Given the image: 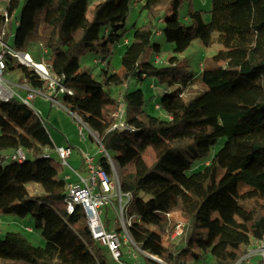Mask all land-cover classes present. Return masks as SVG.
I'll use <instances>...</instances> for the list:
<instances>
[{
	"label": "trees",
	"instance_id": "1",
	"mask_svg": "<svg viewBox=\"0 0 264 264\" xmlns=\"http://www.w3.org/2000/svg\"><path fill=\"white\" fill-rule=\"evenodd\" d=\"M133 1L92 6L91 0H8L0 28L8 43L15 20L12 45L64 75L74 90L61 94L66 107L78 111L113 152L121 190L132 194L127 211L134 216L133 244L167 264H198L209 256L211 264H235L264 240V0H211L210 22L202 10L190 8V25L180 16L182 0H144L147 20L132 27L123 70L109 73L108 57L125 33L120 29ZM168 6L170 14H162ZM160 31L175 53L195 39L207 47L221 45L202 62L206 89L195 97L182 95L195 74L179 65L177 56L155 63L160 45L153 36ZM88 51L103 60L107 84L122 85L117 96L82 68L80 57ZM6 60L7 69H19L31 87L48 86L35 69L12 56ZM147 76L160 86L164 117L144 108L142 88L130 89L129 79ZM120 97L133 130L111 129ZM221 137L226 141L211 156ZM54 145L45 120L30 105L16 95L0 99V155L18 147L27 152L22 162L0 161V213L32 215L45 239L41 246L20 231L0 234V264H119L107 246L92 240L82 210L67 211L64 166L46 151ZM201 158L205 163L193 169ZM99 162L112 172L105 154ZM29 182L43 191L30 192ZM177 211L188 219L187 238L172 246L165 240L174 223L167 213Z\"/></svg>",
	"mask_w": 264,
	"mask_h": 264
},
{
	"label": "rangeland",
	"instance_id": "2",
	"mask_svg": "<svg viewBox=\"0 0 264 264\" xmlns=\"http://www.w3.org/2000/svg\"><path fill=\"white\" fill-rule=\"evenodd\" d=\"M100 2L102 0H91V5H94L97 2ZM144 3V0H135L132 2V8L126 18L124 26L120 29V32L125 31L124 35L121 36V39L119 42H117L114 47L112 48V53H110L108 57L109 61V73L118 71L121 72L123 70L122 66V56L123 52L126 47L125 40L126 39H132L133 36V25L137 24L143 25L146 20V14L147 11L142 9V4ZM7 0H0V12H4L3 9L7 7ZM193 8L196 10H202L203 12V18L205 22H210L211 20V0H182V5L180 7V16L185 22L186 25H190L191 21L188 18V12L189 9ZM170 10L169 8L164 7L162 14ZM15 20L12 22V29H15ZM166 24V20L163 17L159 21V27L162 29L164 28ZM106 28L103 27L101 33H106ZM156 33L153 36V42L158 43L160 45V50L157 53L160 58L163 60L161 63L166 64L167 60L173 56L178 57V63L179 65H186L192 73L195 74L194 80L191 82V84L187 87L184 93V97L186 99H190L198 95L199 93L203 92L206 89V85L204 84L201 76V66L202 62L207 56H211L214 54L221 45L217 42L213 43L211 46L207 47L203 44V42L200 39H195L191 45L182 53H175L173 46L174 44L171 42H168L165 38V35L163 32ZM216 35V33H215ZM13 40V39H12ZM13 41L9 43V45H12ZM153 53L151 56V59L155 56ZM98 53L96 51H88L87 53L81 55L80 61L83 69H86L88 71H91L95 78L102 82L105 86V89L112 95L117 96L120 89L122 88V85H116V84H107V77L104 70L106 67L104 65H101V63L96 64V61L94 60L96 57H98ZM34 58L38 60L35 56ZM16 62V59L13 60ZM103 62V60H101ZM32 66V65H31ZM33 67V66H32ZM14 71V72H13ZM20 72L19 69H6L4 78L6 79L5 86L10 91H13L14 89L11 87V83L7 80L8 77L16 76V74ZM130 81V89L134 88H142L145 94V105L144 108H146L149 112L152 114L165 116L164 111L162 109L156 108V104L160 103L162 94L158 89H155L152 87V85L158 84L157 79L153 76H147L145 78L139 79V78H131ZM47 88V87H46ZM27 93V92H26ZM25 95V94H24ZM37 98L31 99V105L32 107L38 111V113L41 115V117L45 120L46 126L48 128V131L53 139V142L56 146L60 145H66L73 143L75 148H73V156L69 159V163L73 167H78L79 159L81 158L83 160L82 154L83 153H90L93 156H96L99 158L102 156V153L98 152V144L95 142V140L90 136L91 133L89 129L85 128V132L87 135V139L84 140L79 135V121L75 117L74 112H71L65 105L63 99L61 98L59 101H52L50 99H46L43 95H41L40 92L36 93ZM78 112V111H77ZM226 141L225 137H221L218 142L213 146L211 156L218 151ZM5 154L9 155L11 153L10 150H5ZM50 152L53 155V158L55 160H58L56 156V151L51 149ZM113 154V152H111ZM111 154V155H112ZM206 161V158L198 159L194 162L193 169L199 168L202 164H204ZM117 172H119L118 168L115 169ZM191 171V170H190ZM63 173L66 174H72V170L64 166L63 167ZM86 175V173H84ZM28 189L32 193H39L43 191V188L40 184H37L36 182H29L27 185ZM105 212L102 215V219L105 223V225L109 228H113L115 226H118L116 223L118 220L120 221L119 214L112 208V207H105ZM175 217L181 220H184L186 222V219L180 212H175ZM85 222V220H82ZM86 223V222H85ZM174 225V224H173ZM27 227H32L33 231L29 232L27 231ZM173 228V227H172ZM171 228V230H172ZM188 228V227H187ZM187 228L185 231V234H183L182 237H180L177 240H172L170 238L171 232L166 236L165 240L166 243H172V246H178L180 243H184L187 238ZM14 231V232H23L24 234L28 235L30 240L35 245H44L45 239L43 238L41 234V230L35 226V219L32 217V215H27L25 217H21L19 215H16L15 213H0V234L2 237L6 235L7 232ZM124 238L122 237V240ZM257 243L253 245L251 248H256ZM122 250L127 254L128 259L130 260H137L141 264H153L151 261L147 259V256L144 254V252L136 247L133 243H123ZM130 250V253H127V251ZM253 250V249H252ZM136 253L137 257H134V254ZM159 257V256H158ZM160 258V257H159ZM162 259V258H161ZM259 260V254H254L252 257V263L257 264ZM203 261V260H201ZM205 261L211 263V258L206 257ZM159 264H162L158 261ZM191 264V262L189 263Z\"/></svg>",
	"mask_w": 264,
	"mask_h": 264
},
{
	"label": "built area",
	"instance_id": "3",
	"mask_svg": "<svg viewBox=\"0 0 264 264\" xmlns=\"http://www.w3.org/2000/svg\"><path fill=\"white\" fill-rule=\"evenodd\" d=\"M4 12L6 14V11ZM4 35L5 27L0 28V99L8 100L12 96L16 95L20 98V100L32 107L30 100L34 99L36 93L40 92V89L28 86L29 90L27 94L23 95L14 90L10 91L6 88V79L4 78V74L7 69V56H12V58L16 59V61H19L20 63L35 69L39 73L41 78L48 81L47 88L51 90L54 95L62 93H74V90L72 88H69L63 82L64 75L59 76L52 72L44 61L35 62L29 52L18 50L14 46L9 45V43L5 42ZM128 41V39L125 40L126 43ZM95 61L98 63L101 62L100 58L96 59ZM162 61L163 60L159 55L155 56V63H161ZM38 65H43V68H38ZM152 87L160 91V86H158L157 84L152 85ZM185 90L183 91L182 95H184ZM156 108L161 109V104L157 103ZM33 110L38 113V111H36L34 108ZM74 115L79 121L78 127L80 137L86 140L87 135L85 132V128L89 129L91 133L90 136L99 146L98 152L106 155L111 165L112 172L107 170L99 161H95L94 156L90 153H83V164L87 170V175H84L80 172V170L72 167L69 163V158L72 154L73 147L71 145H54V150L56 151L62 165L70 167L73 172L71 175L65 176V180L67 182V211L73 212L77 207L82 210L92 240L95 243L107 246L114 260L119 264H140L137 261L126 262L122 259L124 256L122 250L123 243H134L129 232V226L131 225L134 216L129 215L127 211L129 202L132 198V194L130 192H123L121 190L120 172H117L115 170L116 167L118 168L117 162L103 145L102 137L98 132L94 131L88 125L81 114H79L78 112H74ZM112 116L113 124L111 126V129L126 128L129 130H133V127L126 121V104L122 97L119 98V105L117 109L112 113ZM51 149L52 148L47 147L46 151L50 152ZM26 155L27 152L22 147H18L12 150L9 155H4L3 157L0 155V161H3L4 159H10L22 162L26 159ZM105 207H112L119 214L121 223L119 222V220L116 223L121 226V230H118L116 227L109 228L105 225L102 219ZM174 214L175 212H168L167 216L170 219H174V225L170 238L172 240H177L182 237L183 234H185L188 225V219L184 217L186 219V222L181 219L177 220ZM27 229L30 231L32 230L29 227H27ZM122 237L124 238L123 240ZM133 254L136 258V253ZM254 254H259V260L257 264H264V240L257 242V247L249 249L248 252L241 256V258H239L235 264H253L252 257ZM158 259L159 260L156 261H159L162 264H167L161 258L158 257ZM198 264L211 263L203 260Z\"/></svg>",
	"mask_w": 264,
	"mask_h": 264
},
{
	"label": "crops",
	"instance_id": "4",
	"mask_svg": "<svg viewBox=\"0 0 264 264\" xmlns=\"http://www.w3.org/2000/svg\"><path fill=\"white\" fill-rule=\"evenodd\" d=\"M7 2H8V0H7ZM96 4V3H95ZM94 4V5H95ZM94 5H92V6H94ZM167 8H169V6L167 7ZM5 10V8L3 9V11ZM170 10H168L167 11V13L168 14H170ZM14 25H16V22H15V24ZM12 27V26H11ZM13 36H14V29H12L11 28V34H10V37H9V42L8 43H10L11 41H13L12 39H13ZM95 60V59H94ZM14 72V71H13ZM7 80L11 83V87L14 89V91H16V92H18L19 94H27L26 92H28V90H29V88H28V86H30L29 84H28V82L24 79V78H22V74H21V72H18L17 74H16V76H14V77H12V76H10V77H8L7 78ZM40 93H41V95H43L46 99H50V100H54V101H59L61 98H62V96H61V94H58V95H54L53 93H52V91L51 90H49L48 88H43V89H40ZM61 97V98H60ZM37 98V96H35V98L34 99H36ZM54 98V99H53ZM63 99V98H62ZM33 106V105H32ZM88 140V139H87ZM66 145H71L73 148H75L74 146V144L73 143H71L70 142V144H66ZM53 150H54V147L52 148ZM6 152H4V155H6L5 154ZM56 154V157L58 158V156H57V153H55ZM54 155V154H53ZM73 156V151H72V154H71V156H70V158ZM69 158V159H70ZM94 158H95V161H99V159H100V157L98 158L97 157V155L96 156H94ZM58 160H59V158H58ZM59 162H60V160H59ZM62 164V163H61ZM71 165V164H70ZM72 166V165H71ZM73 167V166H72ZM70 168V167H69ZM74 168H76V169H78V170H80V172L81 173H86V175H87V170H86V168H85V166H84V164H83V160L80 158L79 159V163H78V167H74ZM66 175H71V174H66ZM66 175H64V177L66 176ZM39 193H41V192H39ZM104 212H105V210H104ZM29 228H31L32 230L31 231H33V228L32 227H29ZM27 231H29V232H31L30 230H28L27 229ZM28 236V235H27ZM29 237V236H28ZM123 253H124V257H125V259H127V260H129V262H134V261H137V260H130V259H128V256H127V254L123 251ZM127 253H130V250H128L127 251ZM132 253H134V252H132ZM144 254L146 255V256H148V254L147 253H145L144 252ZM136 257H137V254H136ZM149 257V256H148ZM156 261V260H155ZM137 262H139V261H137ZM140 263V262H139ZM141 264V263H140ZM156 264H159L158 263V261H156Z\"/></svg>",
	"mask_w": 264,
	"mask_h": 264
},
{
	"label": "water",
	"instance_id": "5",
	"mask_svg": "<svg viewBox=\"0 0 264 264\" xmlns=\"http://www.w3.org/2000/svg\"><path fill=\"white\" fill-rule=\"evenodd\" d=\"M117 165H118V164H117ZM118 170H119V166H118ZM145 253H147L148 256H149L150 258H152L153 260H159L158 257H157L156 255L151 254V253H148V252H145Z\"/></svg>",
	"mask_w": 264,
	"mask_h": 264
},
{
	"label": "bare ground",
	"instance_id": "6",
	"mask_svg": "<svg viewBox=\"0 0 264 264\" xmlns=\"http://www.w3.org/2000/svg\"><path fill=\"white\" fill-rule=\"evenodd\" d=\"M38 68H41L42 69L43 68V65H38Z\"/></svg>",
	"mask_w": 264,
	"mask_h": 264
}]
</instances>
